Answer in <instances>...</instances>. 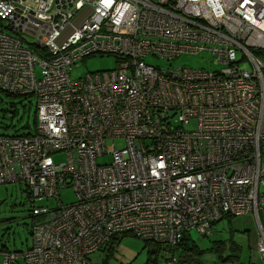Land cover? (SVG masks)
Returning <instances> with one entry per match:
<instances>
[{
    "label": "built area",
    "instance_id": "obj_1",
    "mask_svg": "<svg viewBox=\"0 0 264 264\" xmlns=\"http://www.w3.org/2000/svg\"><path fill=\"white\" fill-rule=\"evenodd\" d=\"M201 52L221 67L144 60ZM104 54L114 69L71 77ZM0 91L36 99L32 134L0 133V185L22 182L36 218L0 264H91L124 234L177 264L185 235L247 214L264 256V0H0Z\"/></svg>",
    "mask_w": 264,
    "mask_h": 264
},
{
    "label": "rangeland",
    "instance_id": "obj_2",
    "mask_svg": "<svg viewBox=\"0 0 264 264\" xmlns=\"http://www.w3.org/2000/svg\"><path fill=\"white\" fill-rule=\"evenodd\" d=\"M27 37V36H26ZM29 39V37H27ZM207 52H201L195 55L182 54L169 61L156 58L154 56H146L145 62L168 68L169 66L185 65L194 68H204L205 70L218 69L219 64H214L213 59ZM209 60L212 63L209 65ZM242 66L250 68L248 62H242ZM116 67V58L114 55H94L84 60L78 61V66L70 70L72 78L83 76L86 72L110 70ZM35 105L34 96H17L6 95L0 91V133L6 134H22L34 132L35 130ZM13 110V113L11 112ZM195 122L191 121L186 125L187 129L194 128ZM107 145H110L108 140ZM114 146L120 148L123 146L121 140H115ZM55 162L65 160L64 153H56L52 155ZM108 156L98 158V162H108ZM25 185L20 183H7L0 185V249L4 250L0 253V263L3 254L8 251H22L27 249L32 243L31 224L36 218L31 216V203L26 198ZM60 199L63 203H69L74 200L72 189H65L59 192ZM35 205H54L55 201L38 200ZM261 223L264 227V210L259 211ZM234 229L233 232H230ZM258 225L252 214L239 216L232 220L222 219L213 225L214 233L222 235L227 239L232 235V239L240 245V253L238 262L227 264H264V258L254 250ZM214 235V236H216ZM190 244H195L197 248H207L209 246L208 236H203L199 232L192 230L190 232ZM248 244L251 248L248 249ZM153 247L144 243L143 240L133 236L125 235L117 238L111 244L110 252L107 250H98L89 255L91 264H150L149 259L152 258ZM215 256L212 252H207L201 257V263H209L214 260ZM11 264H27L22 258H17Z\"/></svg>",
    "mask_w": 264,
    "mask_h": 264
},
{
    "label": "trees",
    "instance_id": "obj_3",
    "mask_svg": "<svg viewBox=\"0 0 264 264\" xmlns=\"http://www.w3.org/2000/svg\"><path fill=\"white\" fill-rule=\"evenodd\" d=\"M5 94L6 95H12V94H8V93H5ZM11 112L13 113V110H11ZM34 123L36 125V118H35ZM29 134H32V133L28 132V133L12 134V135H29ZM31 216H32V214H31ZM230 217H232V216H225L222 219L227 218L228 220H230L231 219ZM259 217H260V215H259ZM222 219L216 220L211 224L210 233L206 234V236H208L210 243H209V246L205 249H201V248L198 249L196 246V243L190 244L189 243L190 235H188V234L185 235L180 240V242L177 244V246L175 248H173V253L174 254L176 253L178 256L177 264H200L201 263L200 258L204 254L207 253L206 251L212 252L214 254V256H215L214 264L236 263V261L239 258V254H237V253L235 254V253H233V251L234 250L239 251L240 246L232 240V235L229 238L225 239L222 237V235L217 236L214 233L216 230L213 231V225L220 222ZM260 222H261V219H260ZM261 225H262V223H261ZM125 235H128V234H124L122 236H125ZM214 235H216V236H214ZM203 236H205V235H203ZM118 237H120V236L113 237L111 239V241L109 242V244L107 245V247H105L103 250H107V253H109L110 248H111V244L114 241H116ZM144 243L152 245L153 256L151 259H149V261H150V264L151 263L156 264L158 262V257L160 255L161 246L159 244L151 243V242H145L144 241ZM261 258H264V256L262 254H261Z\"/></svg>",
    "mask_w": 264,
    "mask_h": 264
},
{
    "label": "crops",
    "instance_id": "obj_4",
    "mask_svg": "<svg viewBox=\"0 0 264 264\" xmlns=\"http://www.w3.org/2000/svg\"><path fill=\"white\" fill-rule=\"evenodd\" d=\"M243 216H245V215H243ZM236 217H239V216H236ZM236 217H230L231 219L230 220H232V219H234V218H236ZM260 218V217H259ZM225 219H227V218H225ZM256 219V218H255ZM228 220V219H227ZM256 222H257V225H258V221H257V219H256ZM232 230V231H231ZM230 230V232H233L234 231V229H231ZM31 233V232H30ZM190 235V234H189ZM191 237V236H190ZM257 238H258V232H257V235H256V240H255V244H254V250L256 251V253H259L258 251H257V248H256V242H257ZM233 240V239H232ZM234 241V240H233ZM234 242H236V241H234ZM237 243V242H236ZM238 244V243H237ZM240 246V245H239ZM30 247V246H29ZM28 247V248H29ZM249 248H251L250 246H249V244H248V249ZM202 249H205V248H202ZM234 250V249H233ZM2 251H4V250H2V249H0V253L2 252ZM21 251V250H20ZM206 252H208V251H206ZM233 253H237V254H239L240 253V251H233ZM205 255V254H204ZM204 255L202 256V257H204ZM260 257H261V254H260ZM159 258V257H158ZM263 259V258H262ZM236 262H238V261H236ZM152 264V263H151ZM205 264H214V260H211L209 263H205ZM249 264H251V261L249 262Z\"/></svg>",
    "mask_w": 264,
    "mask_h": 264
}]
</instances>
